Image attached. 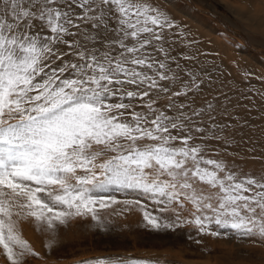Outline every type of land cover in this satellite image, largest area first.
I'll return each mask as SVG.
<instances>
[{"label":"snow or ice","instance_id":"snow-or-ice-1","mask_svg":"<svg viewBox=\"0 0 264 264\" xmlns=\"http://www.w3.org/2000/svg\"><path fill=\"white\" fill-rule=\"evenodd\" d=\"M179 29L159 0H0V246L11 264L38 255L24 214L54 241L74 219L103 229L101 210L142 201L157 206L143 212L154 230L191 223L264 242V173L227 159L238 105L179 51ZM186 203L191 220L161 215Z\"/></svg>","mask_w":264,"mask_h":264},{"label":"rangeland","instance_id":"rangeland-1","mask_svg":"<svg viewBox=\"0 0 264 264\" xmlns=\"http://www.w3.org/2000/svg\"><path fill=\"white\" fill-rule=\"evenodd\" d=\"M188 1L195 3L197 9L209 12L211 16L209 15L208 18H215L217 24L218 21H222L221 23L226 27L222 30L225 33L229 32L237 38L238 34L242 33L225 17L227 15L225 8L220 6L217 0H210L217 5L215 8L208 2ZM211 21L215 23L213 19ZM254 46L260 48V45L253 44L252 47ZM116 195L121 200L133 198L125 197L119 193ZM124 207L115 205L100 211L101 217L108 221L107 227L103 229L97 228L95 221L90 218L74 219L66 227L59 228L54 241L51 240L49 233L43 231L36 224L33 217L26 216L22 221L24 227L21 234L24 239L29 241L34 252L38 255L29 254L22 264H77L86 258H109L111 256L149 260L150 264H155L157 261L158 264L183 263L179 258L169 255L179 256L189 262L200 264H215V262H220V264H264V242L258 237L198 234L196 226L191 223H184L175 230L157 231L147 227L146 221L143 219L144 211L152 212L157 207L151 201H142V206H128L127 211L123 210ZM186 207L180 208L174 205L161 215L172 217L176 213L180 215L183 212L190 213V208ZM0 264H11L2 246H0Z\"/></svg>","mask_w":264,"mask_h":264},{"label":"bare ground","instance_id":"bare-ground-1","mask_svg":"<svg viewBox=\"0 0 264 264\" xmlns=\"http://www.w3.org/2000/svg\"><path fill=\"white\" fill-rule=\"evenodd\" d=\"M200 1L217 7L211 2L216 0ZM217 1L225 8V17L242 31L238 38L222 31L226 28L222 21L217 24L211 17L215 23L212 22L208 18L210 13L197 9L191 1L159 0L180 25L182 36L176 37L179 51L194 55L195 66L203 68L217 87L222 84L221 90L231 97L233 104L238 105L235 113L240 123L235 127V143L228 147L227 159L235 160L246 172L264 173V0ZM253 44L260 45L261 49L252 47ZM160 103L166 104L167 101L162 99ZM185 205L191 212H183L181 217L191 220L194 208L190 203ZM26 216L24 214L20 220L21 230ZM169 256L179 258L185 264H200L179 256Z\"/></svg>","mask_w":264,"mask_h":264},{"label":"water","instance_id":"water-1","mask_svg":"<svg viewBox=\"0 0 264 264\" xmlns=\"http://www.w3.org/2000/svg\"><path fill=\"white\" fill-rule=\"evenodd\" d=\"M95 258H101V257H95ZM95 258H86V259H83L81 261L88 260V259H95ZM102 258H108V257H102ZM77 264H79V262H77Z\"/></svg>","mask_w":264,"mask_h":264}]
</instances>
